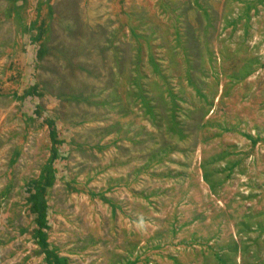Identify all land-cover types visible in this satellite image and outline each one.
<instances>
[{"label": "rangeland", "instance_id": "374dc122", "mask_svg": "<svg viewBox=\"0 0 264 264\" xmlns=\"http://www.w3.org/2000/svg\"><path fill=\"white\" fill-rule=\"evenodd\" d=\"M54 255L264 264V0H0V264Z\"/></svg>", "mask_w": 264, "mask_h": 264}, {"label": "trees", "instance_id": "16d2710c", "mask_svg": "<svg viewBox=\"0 0 264 264\" xmlns=\"http://www.w3.org/2000/svg\"><path fill=\"white\" fill-rule=\"evenodd\" d=\"M33 203H34L33 208L35 210H37V209L39 210L40 209L39 208V197L35 196ZM40 204H41V202H40ZM37 224L39 227L37 234H38V238L40 240V245H42L43 247H47V245L45 243L46 236L44 233L45 229L47 228V222L45 221L44 213L40 214V217H38ZM49 263L50 264H65L66 261L64 259H60L56 255H54L52 257V261H50Z\"/></svg>", "mask_w": 264, "mask_h": 264}]
</instances>
